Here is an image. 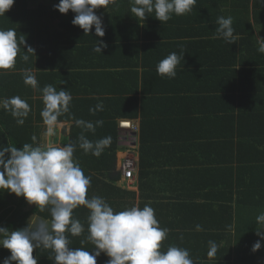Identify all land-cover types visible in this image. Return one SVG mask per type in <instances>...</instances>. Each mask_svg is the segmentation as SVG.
<instances>
[{
	"label": "crops",
	"instance_id": "1",
	"mask_svg": "<svg viewBox=\"0 0 264 264\" xmlns=\"http://www.w3.org/2000/svg\"><path fill=\"white\" fill-rule=\"evenodd\" d=\"M231 1L220 5L207 4L202 11L199 10L193 18L199 31H194L192 26L190 29L174 15L171 22L162 23L163 27L159 26L153 32L143 34L146 31H140L138 48L149 46L145 47V60L142 56L124 58L122 27H118L116 33L106 34L104 43L108 49L95 53L93 48L99 40L80 39L84 31L76 26L53 30L52 35L43 40L40 36L34 61L23 62L15 71L0 70V100L7 98L3 96V90L8 92L10 88L27 93V96H19L31 109L25 121L32 119L40 129L38 136L42 145L52 142L63 146L72 142L70 134L76 119L115 121L121 151L118 161L127 154L137 165L136 185H130L128 189L125 188L127 184L116 183L123 190L122 210L151 205L160 227L169 229L161 250L170 245H181L178 247L186 248L194 262L209 264L212 262L207 258L210 240L217 242L218 251L235 250L240 245L239 240L241 244L245 243L242 235L248 238L249 229L253 231L257 211L258 214L260 210L264 212V124L256 127L261 121L255 125L252 101L247 104L243 101L240 86V59L255 55L242 48L241 39L248 36L239 32L237 21L242 19L237 17L238 9ZM254 1L248 5L251 14L246 21L242 20L243 28L247 30L248 24L255 25V36L264 38V12L261 13L262 20L257 17L256 23ZM242 5L243 9L247 8L244 3ZM221 16L233 18L235 45L213 38L218 27L217 18ZM10 27H0V30L15 29L13 25ZM15 30L18 40L22 35L29 40L31 33ZM91 32L95 33V28ZM165 33L179 36L177 41L183 44L175 48H181V53L188 56L179 72L183 77L180 80L178 75L179 81L176 77L159 76L155 70L157 57L164 53V45L154 44H158L161 36L165 41ZM189 41L195 50H189ZM231 62L233 64H229ZM127 64L132 65V74L124 76L123 81L122 74L129 73ZM244 68L248 69V66ZM26 71L37 79L36 88L25 85ZM12 73L17 77H11ZM46 85L54 86L57 91L61 88L68 90L72 96L69 111L58 118L59 123L51 135L41 117L44 108L41 90ZM95 100H103L104 109L93 115L89 109L97 105ZM122 112L130 115L122 116ZM6 113L5 119L15 120L10 112ZM132 113L136 116H131ZM133 133L136 138L132 149L126 147L131 144V139L126 143L122 137L132 138ZM146 143L149 164L143 169L150 171V177L144 178L141 190L138 178L142 169L140 147ZM92 197L90 192L86 193V198ZM12 206L0 210V215ZM72 215L82 223L85 231L80 236L66 233L69 247L91 252L94 245L86 239L89 210L81 205ZM5 222L2 221L0 226ZM197 225L201 226V231L196 230ZM0 252H4L0 254V264H3L11 253L2 246ZM51 256L50 250L41 248L40 255L36 256L38 264H53L49 259ZM108 259L101 253L97 264H107ZM258 263L264 264V256L258 259Z\"/></svg>",
	"mask_w": 264,
	"mask_h": 264
},
{
	"label": "clouds",
	"instance_id": "2",
	"mask_svg": "<svg viewBox=\"0 0 264 264\" xmlns=\"http://www.w3.org/2000/svg\"><path fill=\"white\" fill-rule=\"evenodd\" d=\"M109 3L115 4L116 0H59L54 8L61 14L71 11L75 14L72 20L74 26L81 28L85 35H88L94 26L95 35L102 38L105 29L102 18L96 15L95 10L105 8ZM130 3V12L138 20L145 21L154 14L156 20L166 23L173 15L191 13L196 0H130ZM257 3L264 5V0H257ZM13 4L14 0H0V15H4ZM216 23L218 27L213 38L234 44L236 37L232 27L233 18L221 16L217 18ZM23 37L22 35L18 40L15 29L0 30V70L12 69L15 66L21 51L20 46L24 49L26 44ZM256 40L258 53L264 54V38L258 35ZM105 48L107 44L99 40L93 51L102 53ZM25 53L20 58L27 62L28 53L35 55V50L29 46ZM182 59L183 53H170L158 63V75L175 78L176 68ZM23 80L27 86H38L37 79L30 71L25 72ZM41 91L44 104L41 117L47 126V133L51 135L59 123L58 118L69 111L72 96L68 90L61 88L57 91L52 85H46ZM0 108L10 112L20 126L25 123L31 111L27 101L19 96L0 100ZM103 109L101 102L90 108L89 112L94 115ZM74 122L77 127L91 132L103 125L102 120L96 121L95 125L83 119H76ZM129 125L132 127L131 123ZM31 139L33 143L37 140L36 136ZM124 139H131V144L134 142L131 137L126 136ZM77 144L85 154L91 153L99 157L103 149L111 144V137L93 143L81 134L76 143L69 142L63 146L52 142L38 146L25 143L18 149L11 140L7 147L0 146V192L7 191L16 197H23L29 205H35L40 211L47 208L51 216L50 220L33 216L27 226L18 231L0 227V246L11 253L3 260V264H38L33 252L34 249L40 248L53 253V256L49 257L53 264H97L101 253L109 258L107 264H194L186 248L170 245L166 250H161V244L167 238L169 229L160 227L150 205L146 204L143 208L132 206L114 212L103 198H86L91 177L86 176L79 163L73 159ZM120 153L121 151L117 152V171L121 174L119 163L129 155H122L119 162ZM123 185H126V181ZM133 185H136L135 180ZM81 205L89 210L86 239L94 245L91 252L84 248L69 247L70 240L66 235L70 233L72 236H80L84 233V226L72 215L73 210ZM256 222L264 226V212L256 217ZM196 230L201 231V226L197 225ZM256 235L260 240L253 244V252L262 247L264 230H257ZM208 246L207 256L212 258L219 246L211 240Z\"/></svg>",
	"mask_w": 264,
	"mask_h": 264
},
{
	"label": "trees",
	"instance_id": "3",
	"mask_svg": "<svg viewBox=\"0 0 264 264\" xmlns=\"http://www.w3.org/2000/svg\"><path fill=\"white\" fill-rule=\"evenodd\" d=\"M42 1V0H41ZM46 5L39 4L37 0H14V4L12 7L4 14L0 15V27L5 28H12L10 26L13 25L15 29L23 30V33H26L28 30V33H31V36L29 37V40H25L26 44L23 49V46L21 45V51L18 54L16 58L15 66L12 68L13 71L17 70V66L20 65L22 67L23 61L20 57L27 51V47H31L35 50V55L30 54L28 61H34L36 58V55L38 54V44H40L39 37L42 36L43 38H48L52 35L53 30L58 31V26L56 28L57 23L59 24L60 28H75L72 24V20L74 18V13L69 11L67 14H61L59 11H57L54 8V5L59 3V0H46ZM231 0H196V4L193 7V10L191 13L182 15V16H176L174 15V18L180 19L179 21L184 22L188 25V27L191 29V26L194 28V31H199L200 29L197 28L194 20V16L197 12L202 11L201 9L209 4V5H220L230 2ZM232 2V1H231ZM233 5L237 7L238 14L237 17L239 19H242L246 21L251 14V10L248 9V5L252 3V0H233ZM242 3H244V6L247 5L245 9L242 8ZM131 3L130 0H116V3H109V5L105 8H99L96 9V15L102 18L103 27L105 29V35L104 37H97L94 32H90L88 35H85V33L82 35L80 39L84 41L94 42L95 39L97 40H103L106 41V34H112L116 33L118 31V27H122V31H124V34H122V48H124V58L129 59L132 57L134 59V56H142L143 60H145L146 55V46L144 45L141 48H138V39L140 38L139 33L140 31L144 30L146 32H143V34H146L148 32H153V29H157L159 26H162V23L155 19L154 14L147 17L145 21L138 20L134 15L130 12ZM253 13L255 14V22H257V17H259V21L262 20L261 13L264 12V5H260L257 3V0L254 1L253 4ZM52 19V21H51ZM242 20L237 21V27L240 29V33L245 35L247 37L246 39H241V45L243 50H249L250 52H254V55H250V57H245L243 59H240V65L242 66L241 72H240V83L242 85L241 88L243 90L241 98L243 101L247 104L248 101L251 102V109H253L255 114V122L253 121V116L251 117L252 121L255 123H258L256 127H259L264 124V54H260L257 51L258 45L257 40L255 36V25L248 24L247 30L243 28L244 22ZM9 21V23L7 22ZM7 22V23H6ZM53 22V24H52ZM56 22V23H55ZM169 22H171L169 20ZM168 23V22H166ZM163 23V24H166ZM194 23V24H193ZM10 26H9V25ZM29 25V29L28 25ZM36 25V26H35ZM94 28V26H93ZM60 34V32H59ZM152 34V33H151ZM165 41L161 40L162 36L160 37V41L158 44H154L156 46H162L164 45V53L160 54L157 58V63L155 66V70L158 65V60L160 61L164 57H167L170 53L176 52L178 55L181 54L182 49L181 48H175L178 45H182L181 41H177V38L179 36H176L172 33H165ZM84 38V39H83ZM150 38H153L150 36ZM93 39V40H92ZM149 43V42H148ZM190 44V51L195 50V47L193 46V43L191 41L188 42ZM186 43V44H188ZM237 43L235 40L234 45ZM248 45V46H247ZM168 46V47H167ZM149 47V46H147ZM108 49V46L107 48ZM109 49H112L111 47ZM185 50V49H184ZM25 51V52H24ZM96 53V52H95ZM148 54H151L148 52ZM158 54V52H157ZM185 54V53H184ZM257 55V56H256ZM186 56L184 55V59L181 60L180 64L177 66V75L176 79L177 81L182 80L183 77H181V74L179 73L181 70V67L184 66V61H186ZM188 57V56H187ZM210 61H213L209 59ZM212 63V62H211ZM217 62L213 65V67H216ZM233 64V62L229 63ZM225 66L228 65V63L224 64ZM248 69H245L244 67H247ZM26 67V66H25ZM129 73L126 72V75L122 74V80H125L124 76H129L132 74L130 72L132 65L127 64L126 66ZM136 74V73H134ZM179 75V77H178ZM161 76V75H159ZM11 77H17L16 74L12 73ZM166 77V76H162ZM168 78V77H166ZM15 81V80H14ZM27 96V93H24L23 91H20L16 88L12 90H8V92H5L3 90V96L7 98H11L14 96ZM1 99V96H0ZM134 100V99H132ZM241 100V99H240ZM103 100H95L96 104L100 103ZM242 104L244 105V102ZM104 102H108L105 100ZM7 112V111H6ZM4 109L0 108V146L7 147L10 143V140L14 146H16L18 149L22 148V145L25 143L33 144V146L42 145L41 139H39L38 132L40 129L37 127V125H34L32 122V119H28L25 121V123L20 126L17 125L16 120L9 121L5 119V115L7 114ZM122 116H129L127 113L123 114ZM131 116H136V114L132 113ZM103 125L96 127L95 132L91 131H85L80 127H77L76 125L73 126L71 130V138L72 142L76 143L78 141V138L81 134L85 135L86 138L95 143L96 141L105 138V137H111V144L107 147H105L102 151V154L99 157H95L89 154H85L82 149L79 148L78 144L76 147V150L73 154L74 161L78 162L81 169L83 170L84 174L86 176L91 177V183L88 187L87 193L90 192L94 197L99 196L103 198L109 206H111L114 209V212L122 211V188L118 187L116 185L117 182L121 179V174L117 171V152L120 150L119 147V130L117 128V123L112 120H102ZM92 122V121H89ZM96 121H93L92 123L95 125ZM262 128V127H261ZM36 136L37 140L35 143L32 141V137ZM140 156H141V168L139 170L138 178L140 180V189L142 190V182L144 178L148 179L150 177V171H147L144 168V166H147L149 164V153H148V146L146 144H142L140 147ZM7 157V154H6ZM251 161V160H250ZM249 161V162H250ZM126 194H130L132 196L135 195L134 192L124 191ZM13 205L10 209H8L5 213L0 215V224L2 221H6L3 225L0 227H6L10 231H15L18 227H25L27 226V222L30 220V216L32 214H35L41 218L51 219L50 212L47 208H45L43 211H40L37 209L35 205H29L23 197H16L15 194H10L7 191L0 192V210H5L8 205ZM145 205V204H144ZM129 204H127V207ZM151 206V205H150ZM80 206L75 208L73 212L76 214L77 210ZM140 208H143V205H140ZM262 209V208H261ZM262 210H260V213ZM257 216L258 211H257ZM256 216V217H257ZM256 222V221H255ZM159 223V221H158ZM260 228V229H259ZM257 230H264V226L259 227L257 222L253 227V231H250L249 229V235L248 238L245 235H242V240L245 243L237 246L235 248L236 251L233 253L231 250H221L218 251L216 256L209 258L211 260V264H259L258 259L262 258L264 256V240L261 241L262 247L256 251H252L253 244L260 240V237L256 235ZM175 246H181V245H175ZM40 249H34L33 257L36 258V256L40 255ZM203 253V251H202ZM101 256V255H100ZM99 258V257H98ZM194 264H209V263H200V262H194Z\"/></svg>",
	"mask_w": 264,
	"mask_h": 264
},
{
	"label": "built area",
	"instance_id": "4",
	"mask_svg": "<svg viewBox=\"0 0 264 264\" xmlns=\"http://www.w3.org/2000/svg\"><path fill=\"white\" fill-rule=\"evenodd\" d=\"M137 165L135 161L129 157H124L119 163V170L122 175V179L126 182L133 183L135 180Z\"/></svg>",
	"mask_w": 264,
	"mask_h": 264
},
{
	"label": "rangeland",
	"instance_id": "5",
	"mask_svg": "<svg viewBox=\"0 0 264 264\" xmlns=\"http://www.w3.org/2000/svg\"><path fill=\"white\" fill-rule=\"evenodd\" d=\"M39 3H38V6H39V4H41L42 6L43 5H46L47 4V1L46 0H37ZM51 21H52V19H51ZM52 24H53V22H52ZM28 25V24H27ZM36 26V25H35ZM57 26L60 28V26H59V24L57 23ZM27 29H29V25H28V28ZM26 33H28V30H27V32ZM122 140L123 141H125L126 140V143H127V139H124V135H123V137H122ZM134 144H126V147H128V146H131L132 147V149L135 147V146H133ZM130 157H132L131 155H129ZM125 181L122 179V180H120V182L118 183L119 185H122L123 183H124ZM126 187L128 188V189H130L129 188V186L130 185H133V183H130V182H126ZM234 251H236V250H231V252L233 253ZM4 253V252H3ZM3 253L2 252H0V254L1 255H3ZM5 255V254H4Z\"/></svg>",
	"mask_w": 264,
	"mask_h": 264
},
{
	"label": "water",
	"instance_id": "6",
	"mask_svg": "<svg viewBox=\"0 0 264 264\" xmlns=\"http://www.w3.org/2000/svg\"><path fill=\"white\" fill-rule=\"evenodd\" d=\"M132 138H133V140H135V138H136V133H133L132 134ZM133 144H135V142H133ZM33 216H35L34 214H32L31 216H30V219L33 217ZM37 218H39V219H43V218H41V217H37ZM45 220V219H44ZM23 227H18L17 229H16V231H18V230H20V229H22Z\"/></svg>",
	"mask_w": 264,
	"mask_h": 264
},
{
	"label": "flooded vegetation",
	"instance_id": "7",
	"mask_svg": "<svg viewBox=\"0 0 264 264\" xmlns=\"http://www.w3.org/2000/svg\"><path fill=\"white\" fill-rule=\"evenodd\" d=\"M16 231V230H15Z\"/></svg>",
	"mask_w": 264,
	"mask_h": 264
}]
</instances>
